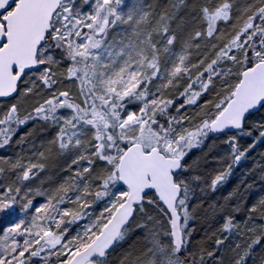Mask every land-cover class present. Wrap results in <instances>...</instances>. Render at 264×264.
I'll return each mask as SVG.
<instances>
[{
  "label": "snow or ice",
  "instance_id": "1",
  "mask_svg": "<svg viewBox=\"0 0 264 264\" xmlns=\"http://www.w3.org/2000/svg\"><path fill=\"white\" fill-rule=\"evenodd\" d=\"M0 264H264V0H0Z\"/></svg>",
  "mask_w": 264,
  "mask_h": 264
}]
</instances>
